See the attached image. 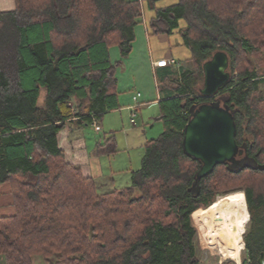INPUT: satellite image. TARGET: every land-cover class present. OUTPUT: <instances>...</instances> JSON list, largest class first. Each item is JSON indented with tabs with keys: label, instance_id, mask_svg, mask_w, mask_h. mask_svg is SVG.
<instances>
[{
	"label": "trees",
	"instance_id": "obj_1",
	"mask_svg": "<svg viewBox=\"0 0 264 264\" xmlns=\"http://www.w3.org/2000/svg\"><path fill=\"white\" fill-rule=\"evenodd\" d=\"M160 1L148 0L156 11L150 27L172 33L185 20L193 67L160 78L167 92L157 120L164 130L146 142L132 184L104 193L66 161L58 133L120 107L116 74L123 61L112 62L110 49L130 55L141 0H15L14 10L0 12V183H10L16 210L0 217L5 264H34L38 255L47 264H198L191 217L234 190L244 191L251 214L243 264H260L264 0H178L158 8ZM218 50L230 56L231 79L217 97H204L197 88L203 63ZM218 98L234 110L237 142L252 162L219 164L192 192L200 162L184 152V129L193 109ZM117 151L113 134L93 154Z\"/></svg>",
	"mask_w": 264,
	"mask_h": 264
},
{
	"label": "crops",
	"instance_id": "obj_2",
	"mask_svg": "<svg viewBox=\"0 0 264 264\" xmlns=\"http://www.w3.org/2000/svg\"><path fill=\"white\" fill-rule=\"evenodd\" d=\"M142 2V23L135 28L136 39L133 42V48L128 57L122 58L120 49L114 46L110 49V58L112 62L122 60L121 66L117 69L118 79V100L120 107L115 110H110L104 116L97 120V125L94 122L81 123L74 120L68 123L58 133L59 146L64 150L65 159L69 163H73L80 167L85 176L95 178L96 186L99 189H109L107 192L117 189L114 183L117 179L118 170H113V174H104L100 169L103 166L102 156L94 155V151L98 144H104L106 140L111 137L120 126L126 123L131 125L132 115L137 114L140 110H145L143 107L159 108L155 118L160 115V102L166 96V90L162 89L163 84H160V78L165 79L166 75L173 70L180 71L182 67H186L192 58L191 49L184 43L182 30L187 26L185 20H180V26L175 28L172 33L155 34L150 27L151 20L156 16V11L150 8L148 0H141ZM178 2V0H163L157 3V7H167ZM15 9V0H0V12L12 11ZM171 58L175 60V64H170L167 67H155L154 61L162 58ZM141 93V96L136 101L135 95ZM143 108V109H142ZM118 112L116 118H110V115ZM156 112V111H155ZM109 118V119H108ZM160 121V120H159ZM133 124V123H132ZM129 135L125 138L127 144L126 151V166L129 171V179L126 183L131 181L132 173L139 168H132L131 158V141ZM144 155V149L142 158ZM114 160L118 154L114 153ZM110 158V157H109ZM124 163H125V157ZM141 158V165H142ZM123 167H126V166ZM120 167H116L118 169ZM108 177L109 181L114 183L111 187L107 185V180L103 177ZM111 183V182H110ZM129 186V185H128ZM127 187V186H126ZM124 188V187H123ZM104 193V192H100ZM16 212L14 206V196L12 194V187L8 182L0 183V217L11 216ZM0 264H5V261L0 257ZM38 264H47L45 261H40Z\"/></svg>",
	"mask_w": 264,
	"mask_h": 264
},
{
	"label": "water",
	"instance_id": "obj_3",
	"mask_svg": "<svg viewBox=\"0 0 264 264\" xmlns=\"http://www.w3.org/2000/svg\"><path fill=\"white\" fill-rule=\"evenodd\" d=\"M204 86L200 93L215 98L220 89L231 79L230 56L218 50L203 63ZM237 121L234 110L220 98L204 102L191 112L184 129L183 149L186 155L200 162L195 180L190 188L198 192L200 181L211 174L219 164H231L237 168L250 165L237 158L243 149L237 142ZM260 264H264V252Z\"/></svg>",
	"mask_w": 264,
	"mask_h": 264
},
{
	"label": "rangeland",
	"instance_id": "obj_4",
	"mask_svg": "<svg viewBox=\"0 0 264 264\" xmlns=\"http://www.w3.org/2000/svg\"><path fill=\"white\" fill-rule=\"evenodd\" d=\"M187 67H193L192 63H186L185 64ZM189 65V66H188ZM204 86V81L199 82L197 85L198 90H200ZM262 88H264V84L262 85ZM45 97V93H43L42 100ZM146 108L145 110H140L137 112L136 115V124H129V127H127L124 124L122 127L120 126L117 130H115L114 134L116 137L117 141V148L118 151L116 152L118 156L116 157L117 160L113 159V156H108L105 155L102 158L105 160L102 161L103 166L100 167L102 172L104 174H113L111 168L114 167L113 170H118L119 172L117 175V179L114 183L113 180L109 181L108 177H103L104 181L107 182V185L111 187L114 183L115 187L118 188H123L126 186L131 185V181L126 183V180L129 179V171H127V166L126 164V158H127V153L126 151L127 144L125 142V138L127 135L130 137V143L132 145L131 147V160H132V168L136 169L141 166V158H142V153L144 146L146 142L152 138L158 137L164 130V126L162 121H159L155 118V116L159 112V108L155 107H143ZM142 108V109H143ZM156 111V112H155ZM157 113V114H156ZM110 115H116V116H109L110 118H116L117 115H119L118 112H114V114ZM109 119V118H108ZM115 153V154H116ZM110 157V158H109ZM125 157V163H124V158ZM126 167H123V166ZM139 166V167H138ZM116 167H120L116 169ZM111 182V183H110ZM108 188V187H105ZM99 189L97 188V191L100 192H107L109 189ZM234 194H240L243 196V199L246 204V200L244 198V191L243 190H234L230 192H226L224 194H219L215 201L210 205L209 207L205 208L204 210L199 211V213L193 215L191 217L192 224L196 227L197 229V235H196V244H197V250H198V258H199V263L198 264H242V261L245 257V252L246 250L244 249L241 253V258L239 259V263L232 259V258H224V254L221 253L220 249V244L217 241V234L213 228L212 221H211V209L212 206L217 202L219 198H223L225 196H232ZM208 210V211H207ZM251 218V214H250ZM249 224V223H247ZM245 226V230L249 228V225ZM256 221L252 222L250 224V229L255 227ZM249 236H252V232L249 233ZM221 253V254H220ZM244 255V256H243ZM34 264H38L40 261H44L42 256H35L34 257Z\"/></svg>",
	"mask_w": 264,
	"mask_h": 264
},
{
	"label": "bare ground",
	"instance_id": "obj_5",
	"mask_svg": "<svg viewBox=\"0 0 264 264\" xmlns=\"http://www.w3.org/2000/svg\"><path fill=\"white\" fill-rule=\"evenodd\" d=\"M249 220L250 212L240 194L219 198L212 206L211 221L224 258L239 261L245 245L242 235Z\"/></svg>",
	"mask_w": 264,
	"mask_h": 264
},
{
	"label": "flooded vegetation",
	"instance_id": "obj_6",
	"mask_svg": "<svg viewBox=\"0 0 264 264\" xmlns=\"http://www.w3.org/2000/svg\"><path fill=\"white\" fill-rule=\"evenodd\" d=\"M240 147L243 149V153L242 154H239L238 156H237V158L239 159V160H241L242 162H252V158H251V155L248 153V148L246 147V146H244V145H240ZM245 195V194H244ZM244 198H245V200H246V196H244ZM246 206H247V202H246ZM247 209H248V207H247ZM197 213H199V211L198 212H196L195 214H197ZM195 214H193V215H195ZM200 214V213H199ZM249 223V222H248ZM247 225H249V224H247ZM248 229H246L245 230V232L243 233V241H246V238L248 237ZM245 250H246V252H245V256L247 255V253H248V250H247V248H246V242H245V248H244ZM262 252H264V250L263 251H261L260 253H262ZM244 256V255H243ZM260 256L261 255H259V257L257 258L258 259V262H259V259H260ZM240 258H241V256H240ZM242 264H243V261H242Z\"/></svg>",
	"mask_w": 264,
	"mask_h": 264
},
{
	"label": "built area",
	"instance_id": "obj_7",
	"mask_svg": "<svg viewBox=\"0 0 264 264\" xmlns=\"http://www.w3.org/2000/svg\"><path fill=\"white\" fill-rule=\"evenodd\" d=\"M176 62H175V60L174 59H171V58H167V57H165V58H162V59H160V60H157V61H154V66L155 67H167V66H169L170 64H175ZM141 96V93H137V95H135V100L137 101L138 99H139V97ZM136 113L134 112L133 113V115H132V119H131V121H132V123L133 124H136ZM94 125H97V120L96 119H94ZM244 248H245V245H244ZM244 248H243V250H244ZM242 250V251H243Z\"/></svg>",
	"mask_w": 264,
	"mask_h": 264
}]
</instances>
